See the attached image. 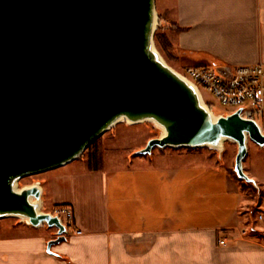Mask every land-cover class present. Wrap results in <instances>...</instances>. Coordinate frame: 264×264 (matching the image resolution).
Instances as JSON below:
<instances>
[{"label": "crops", "instance_id": "0c3cea01", "mask_svg": "<svg viewBox=\"0 0 264 264\" xmlns=\"http://www.w3.org/2000/svg\"><path fill=\"white\" fill-rule=\"evenodd\" d=\"M159 3L158 25L177 64L264 66V0ZM256 146L243 168L264 189ZM89 170L73 160L49 176L48 205L74 211L66 240L49 253L57 228L1 222L0 264H264V238L249 233L264 234V214L249 228L241 211L251 201L228 159L158 151Z\"/></svg>", "mask_w": 264, "mask_h": 264}, {"label": "water", "instance_id": "95a60500", "mask_svg": "<svg viewBox=\"0 0 264 264\" xmlns=\"http://www.w3.org/2000/svg\"><path fill=\"white\" fill-rule=\"evenodd\" d=\"M152 11L154 0H0V212L57 228L49 253L66 240L65 226L28 204L39 189L14 194L9 177L77 159L119 113L169 122L142 156L220 136L235 141V173L250 182L247 137L264 147L261 128L239 111L216 121L197 114L179 78L147 58Z\"/></svg>", "mask_w": 264, "mask_h": 264}, {"label": "rangeland", "instance_id": "374dc122", "mask_svg": "<svg viewBox=\"0 0 264 264\" xmlns=\"http://www.w3.org/2000/svg\"><path fill=\"white\" fill-rule=\"evenodd\" d=\"M159 0H154V9L158 17L160 13L159 11ZM156 29L153 34V42L154 46L156 48V51H158L161 58L164 60V64H167L169 67H171L173 70L177 71L181 75H184L185 73V67L182 65L177 64V61L175 57L172 55L169 56L165 51H162L161 47V41L155 40V35L159 33L158 30V23L156 24ZM163 32V30H162ZM204 101L206 102V105L208 109L214 114V116L219 119L221 117H228L233 115V111H235V108H224L219 103L215 101V99L206 93L204 90L199 89ZM213 106V108H211ZM261 130L264 134V121L260 123ZM158 124L150 121H146L139 124H131L125 121H122L112 127L110 130H107L104 132L100 138H98L94 143L90 144V147L83 152L77 159L78 161H81L83 163L88 164L89 168V157L94 154V152H97L101 155L102 160H109V159H125L127 157H134L135 155H139L141 151H143L148 141L156 138H161L163 136V129H161ZM227 139V138H226ZM257 144L254 143L250 138L247 137V148L250 151L251 149L257 147ZM262 148L263 151L264 147L259 146ZM237 150H238V144L231 140L227 139L223 143V148L219 149L213 146H202V147H155L151 154H156L158 151H168L171 153H188L192 155H196L198 157H203L207 159H215L220 160V162H226L228 159V162L230 163L231 167H233L234 171V163L235 158L237 156ZM247 150V151H248ZM253 153V152H252ZM248 154V153H247ZM150 155V154H148ZM249 155V154H248ZM247 156L244 161L247 162ZM255 170L258 177H261V175H264V160L261 158H257L255 163ZM62 167V166H59ZM58 167L48 169L45 171L36 172L32 174H26L22 175L15 181V187L22 191L26 188H32L35 187L37 189L41 188L40 193L41 196L38 199H35V204L37 207H39L40 212L42 214H53L55 209L60 206L52 207L48 205L46 197V190H47V184L49 182V176L53 171H56ZM236 175V173H235ZM237 177V176H236ZM238 178V177H237ZM241 181V187L245 193H247V196L251 202H248L247 208L242 209L241 216L244 215L246 223L249 225V228L256 227L260 223V216L264 214V210L262 208V202L264 201V189L257 185L251 184L249 182L244 181L241 178H238ZM39 187V188H38ZM39 203V204H38ZM3 222H9L11 224H29L28 220L23 217H6L3 218V220H0V223ZM44 227H49L47 224H42ZM248 228V229H249ZM255 231V230H254ZM249 233H254L255 236L258 238H264V234L257 231L253 232L252 229H249Z\"/></svg>", "mask_w": 264, "mask_h": 264}, {"label": "built area", "instance_id": "2783aa9c", "mask_svg": "<svg viewBox=\"0 0 264 264\" xmlns=\"http://www.w3.org/2000/svg\"><path fill=\"white\" fill-rule=\"evenodd\" d=\"M183 76L197 89L211 95L224 108H235L244 119L253 120L260 128L264 121V66H243L221 69L216 66L187 67ZM213 108V106H211ZM60 206L51 216L59 218L65 231L72 227L74 211ZM262 220V216H260ZM81 234V231H76ZM224 245L223 241L219 242Z\"/></svg>", "mask_w": 264, "mask_h": 264}, {"label": "bare ground", "instance_id": "6f19581e", "mask_svg": "<svg viewBox=\"0 0 264 264\" xmlns=\"http://www.w3.org/2000/svg\"><path fill=\"white\" fill-rule=\"evenodd\" d=\"M155 11V9H154ZM152 11V17H151V21H150V25H149V33L151 35V41H149L148 46H147V58L149 59V61H151V63L153 62L154 64L159 65L160 67L164 68L165 70L169 71L173 76H175L177 79L179 78V80L184 84V86L186 87V89L189 91V93L191 94L192 98H193V102L196 106V110H197V114L200 115H204L207 118H209L210 120L216 121L217 118L214 116V114H212V112L208 109L206 102L204 101L202 94L200 92L199 89L196 88V86L191 83V81L185 79L183 76H181L180 73H178L177 71L173 70L171 67H169L167 64H164V60L161 58V56L159 55L158 51H156V48L154 46V42H153V34L154 31L156 29V24L158 23V17L156 12ZM125 121L131 124H139V123H143L146 121H150V122H154L156 124H158L160 127H162L161 129H163V136H165L167 134V127H169V122L166 120H162L156 116H153L151 114L148 113H144V114H138L135 116H128L125 113H119L118 115H116L115 117H113V119L111 120V122L107 125V127L105 128V130L103 131H107L110 130L112 127H114L115 125H117L118 123ZM218 142L213 144V143H209V142H204L203 144H200L196 147H202V146H213L219 149L223 148V143L227 140L226 137H218ZM175 147H189V146H175ZM195 147V146H193ZM75 156H78L77 154ZM72 160H68L65 161L63 164H61V166L66 165L67 163H70ZM60 166V165H59ZM56 166V167H59ZM22 175H15V176H10L9 177V187H11V190L14 192V194L17 195H21L23 193V191H25L26 188L22 191H19L16 187H15V181L17 178H19ZM39 188V187H38ZM41 190V188H39ZM34 197H28V204L34 208L35 212H37L38 214H42V212H40L39 207L36 206L35 204V200L33 199ZM39 204V203H38ZM6 217H23L26 218L28 220V217H26L25 215H23L22 213H17V212H10V213H3L0 212V220ZM29 222V220H28Z\"/></svg>", "mask_w": 264, "mask_h": 264}, {"label": "trees", "instance_id": "16d2710c", "mask_svg": "<svg viewBox=\"0 0 264 264\" xmlns=\"http://www.w3.org/2000/svg\"><path fill=\"white\" fill-rule=\"evenodd\" d=\"M159 33H157L155 35V40L157 41H161V47H162V51H165V53H167L169 56L171 55V43L169 42L168 38H166V35L163 34L162 27L158 28ZM103 167V160L102 157L99 153L94 152L93 155H91V157H89V171H99L100 169H102Z\"/></svg>", "mask_w": 264, "mask_h": 264}]
</instances>
